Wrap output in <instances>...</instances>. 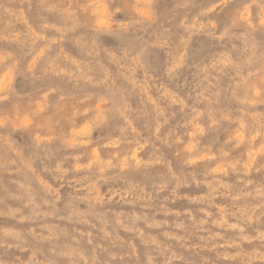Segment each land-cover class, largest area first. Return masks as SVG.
I'll return each mask as SVG.
<instances>
[{
  "label": "clouds",
  "instance_id": "9594fccd",
  "mask_svg": "<svg viewBox=\"0 0 264 264\" xmlns=\"http://www.w3.org/2000/svg\"><path fill=\"white\" fill-rule=\"evenodd\" d=\"M0 264H264V0H0Z\"/></svg>",
  "mask_w": 264,
  "mask_h": 264
}]
</instances>
